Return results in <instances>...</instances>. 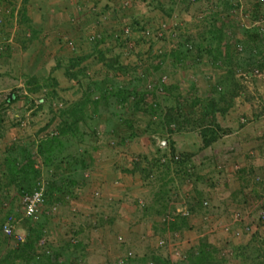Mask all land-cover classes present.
Instances as JSON below:
<instances>
[{
    "label": "crops",
    "instance_id": "1",
    "mask_svg": "<svg viewBox=\"0 0 264 264\" xmlns=\"http://www.w3.org/2000/svg\"><path fill=\"white\" fill-rule=\"evenodd\" d=\"M263 19L259 0H0V182L47 179L39 224L56 241L79 242L88 264L128 253L174 262L204 243L219 261L248 250L264 208V103L231 108L218 123L233 131L209 144L199 133L120 127L134 130L133 95L143 94L139 83L152 88L157 65L254 47ZM11 193L0 222L23 220Z\"/></svg>",
    "mask_w": 264,
    "mask_h": 264
},
{
    "label": "rangeland",
    "instance_id": "2",
    "mask_svg": "<svg viewBox=\"0 0 264 264\" xmlns=\"http://www.w3.org/2000/svg\"><path fill=\"white\" fill-rule=\"evenodd\" d=\"M262 36L257 32V35L253 37V39L257 40L254 47H249V45L241 42L244 56L238 53L237 48L236 50L233 49L234 52H232L231 48L226 47L225 49H212L214 51V55H211L213 59L207 60L201 65H197L195 61L194 63L190 61L188 65H185L186 67L182 65L183 68H180L179 62L181 61L177 62L175 60L177 58L175 57L174 59L172 57L169 63H164L167 68L169 66L172 67V70L170 69L171 73H168V69L163 65H157L153 71V78H145L146 80L148 79L146 84L147 82L153 83V85L148 84L152 88L150 90L144 88L143 90L141 89V83H139V91H143V94L133 95V99L138 97L132 101L135 109L140 104V109L134 111L136 115L129 118L133 124L138 121L134 130L129 129L128 123H123L120 130L124 132L127 129L133 133L141 130L143 133L156 138L164 136L169 130L171 133L186 132L194 135L199 133L206 139L222 138L228 135V133L233 131L232 128L218 123V121L222 122L231 108L240 109L243 103L257 104L259 100L264 103V42H262ZM184 47L182 48L185 52L194 50L189 51ZM179 51L180 55H187L182 54L181 49ZM206 52L209 54L208 51ZM233 55L236 60L234 63L232 62ZM161 58L167 60L166 56H161ZM211 62L213 63L211 64ZM196 69L203 71L202 76L199 75L200 72L198 73ZM213 71L215 72L214 74ZM167 75L171 77L170 81L164 78ZM250 75L254 76L248 77ZM0 98L3 100L2 96ZM124 98L123 96L118 97V102H125ZM92 99L94 101L98 100V98ZM127 102L129 103V101ZM138 111L143 115L142 118H140L141 115H137ZM235 115H230L229 119H235L236 123L239 120L237 118L238 115L234 117ZM168 116L173 117L175 123L166 126L164 121ZM95 130V139L102 137L101 133H95L99 132V130ZM92 132L90 129L89 134L92 135ZM20 178L12 180L13 182H8L4 179L0 182V186L3 184V192H1L0 199L4 198L5 192L12 191L11 198L14 196L17 203L19 202L18 211L14 212L18 216L20 214L24 215L23 197L32 190L39 177L34 179H32L33 177H27V180L19 183ZM15 186L19 188L18 193H14L12 190L14 188L15 191ZM1 205L2 201L0 200V215L3 214ZM39 221L35 222L25 217H23L22 221H17V231L25 237V242H20L16 238L5 237L0 232V264H88L84 258V253L80 250L81 245L79 242L74 240H68V242L62 240L63 242H60L52 239L51 235L46 232V226L48 225L39 224ZM260 225L262 226L263 223H259L258 226ZM258 226L254 229L256 232L252 233V235L259 237H257L258 242H254L246 251L234 249L230 246L229 248L231 249L228 254L224 255V257L220 256L221 262L224 264H264V238L261 235L262 230H259ZM245 229L242 232L248 235ZM43 239H47L50 244L51 256H42L38 251L37 245ZM160 250L158 251L161 255L166 252V249ZM126 257L127 254L123 257L121 255L119 260L116 259L112 262L104 260L103 264H115L118 261H122L123 264L142 263L141 261L135 262L132 257L128 259ZM157 259L156 257L152 258V261L147 263L184 264L178 258V261L174 262L164 261L159 257Z\"/></svg>",
    "mask_w": 264,
    "mask_h": 264
},
{
    "label": "built area",
    "instance_id": "3",
    "mask_svg": "<svg viewBox=\"0 0 264 264\" xmlns=\"http://www.w3.org/2000/svg\"><path fill=\"white\" fill-rule=\"evenodd\" d=\"M261 4H264V0H259ZM258 32L259 34L264 36V19L258 23ZM132 31L130 29L125 28L124 30V36L125 37H130L131 36ZM144 35L146 37H153L155 39L159 38V34L158 32H151V31H144ZM70 45H72V43H70ZM185 47L189 50H191L193 47L190 44H186ZM238 53L241 54L242 56H244L243 54V47L242 46H238L237 47ZM47 187H48V182L47 179L45 178H40L38 179L37 182H35L32 190L25 194V196L23 197V214L24 217L28 220H32V221H38L40 219V216L42 215V209L43 207L46 205L47 203ZM1 195V193H0ZM207 204L205 203V206ZM259 220L260 223H264V209H262V211L259 214ZM247 229V228H246ZM245 229V230H246ZM17 221L13 218V217H9L7 218V220H5V222H1L0 223V232L8 238H16L17 240H19L20 242H25V237L22 236L21 234H19V232L17 231ZM247 232V230H246ZM119 242L124 243V239L123 238H119ZM167 243L165 241H160L159 242V248L161 250H165L167 248ZM38 251L42 256H51L52 255V251H51V247L50 244L48 243L47 239H43L41 240L38 245ZM185 255L180 254L179 258L184 260ZM134 258L132 253H128L126 259L128 258ZM119 260V259H118ZM84 264V263H82ZM115 264H123L122 261H118Z\"/></svg>",
    "mask_w": 264,
    "mask_h": 264
},
{
    "label": "trees",
    "instance_id": "4",
    "mask_svg": "<svg viewBox=\"0 0 264 264\" xmlns=\"http://www.w3.org/2000/svg\"><path fill=\"white\" fill-rule=\"evenodd\" d=\"M138 26H140V25H138ZM233 68H234V66H233ZM124 101H126V97L124 98ZM174 120L175 119H173V117L168 116L167 118H165L164 124L166 126H169L171 123H175ZM176 125H177V123H176ZM167 134H172V133L169 130V131H167ZM204 138H205V142L208 143V144L211 143L214 140L212 138H209V139H206V137H204ZM211 248L212 247L210 245L204 243V244H202V248H201L200 253H198V254L197 253H191L190 256L185 255L184 256L185 259L184 260L181 259V262L184 263V264H218V263L220 264V263H223V262L219 261L217 259V257H215L213 255L212 250H210ZM157 260H159V259H157ZM140 264H148V263L147 262H145V263L142 262Z\"/></svg>",
    "mask_w": 264,
    "mask_h": 264
}]
</instances>
